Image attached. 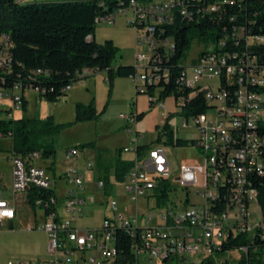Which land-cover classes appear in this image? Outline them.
I'll return each instance as SVG.
<instances>
[{
    "label": "built area",
    "instance_id": "obj_1",
    "mask_svg": "<svg viewBox=\"0 0 264 264\" xmlns=\"http://www.w3.org/2000/svg\"><path fill=\"white\" fill-rule=\"evenodd\" d=\"M193 1L130 0L125 9L96 20V24H110L116 13L132 12L133 19L128 25L134 29L136 45L140 48L147 46L148 53L135 56L137 81L131 82L137 94L148 96V103L159 109H164L159 88L148 95V87L158 86L161 80L166 82L168 71H161L156 65L160 61L156 58L155 49L162 47L170 54L173 42L171 40L168 44L169 39L162 42L156 40L157 28L171 24L176 14L190 19L192 14L188 6ZM220 9L221 5L215 3L207 6L205 12L213 13ZM233 31L232 39L244 37L242 29ZM245 41L247 45H261L264 44V37H248ZM10 44L9 36L0 32V98H10L15 108H20L21 84L11 81L13 70L7 68ZM224 48L225 41H220L216 52L212 46L201 48L191 61L187 54L179 83L188 93L186 97L178 98L177 102L173 100L174 106L182 110L181 116L185 119L182 126L189 127L188 122L191 120L196 130V136L191 141L202 155V168L196 167V162L181 163L177 172L173 173L164 144L151 143L139 150L137 140L140 136L136 129L129 130V134L135 137L132 150L125 149L135 153L125 175V190L131 203L136 205L139 199L150 195L160 202L162 199L158 198L157 189H163L164 184H168L167 196L163 199V202H167L172 186L179 183L185 189L194 186L204 190L199 193L204 202L201 206L189 205L179 211L176 204L164 206L160 203L159 212L146 213L140 225L138 217L130 218L117 213L116 201L110 200L108 206L112 216L104 219L101 228L92 229L94 231L80 229L76 223L84 215L83 207L86 202L94 203V199H87L84 195L82 176L76 170H68L57 177L49 169L39 166L38 163L43 161L40 153L20 156L11 152L12 192L6 198L0 191V225L15 219L18 211L15 202L17 195L29 196L30 189L51 193L45 202L39 197L31 199L34 208H40L45 217L39 229L47 237L51 260L45 263L9 261L7 264H111L119 256L116 226L125 227L133 241L131 251L136 257L145 255L150 260L161 262L167 259L182 262L184 255L200 259L214 258L231 237L246 235L254 238L258 233L263 239L264 213L258 207L253 183L256 178L264 176V153L259 150V142L264 139V135L252 133V125L264 123V97L257 91L264 85V72L257 67L255 57L247 53L240 57ZM191 69L193 76L188 79L187 71ZM207 80L217 81L215 93L210 86L200 84ZM198 95H203L207 104L205 113L186 118L183 115L184 105ZM118 119L126 121L129 126L137 123L136 113L120 114ZM168 119V113L163 112L161 122L167 126ZM78 155L76 148L64 153L67 160L76 159ZM57 178L62 179L68 187L65 197L66 219L56 214ZM96 187L103 191L105 184L98 181ZM209 187L224 189L225 204L215 205V198L209 195ZM251 205L259 211V219L255 222L251 221L249 213ZM152 220H156L154 225H151ZM35 228L36 225H33L30 229ZM247 250L240 246L237 251L246 253ZM88 251H95L96 257H91V254L88 256Z\"/></svg>",
    "mask_w": 264,
    "mask_h": 264
},
{
    "label": "trees",
    "instance_id": "obj_2",
    "mask_svg": "<svg viewBox=\"0 0 264 264\" xmlns=\"http://www.w3.org/2000/svg\"><path fill=\"white\" fill-rule=\"evenodd\" d=\"M18 1L0 0V32L7 34L11 42V81L21 84L22 112H26L27 102L23 97L26 90L35 91L36 98L40 101L57 103L66 96L68 88L81 80L80 76L86 70L106 74L108 97L116 79L137 77L134 66L111 67L119 53L111 40L102 44L94 40L97 18L125 9L130 0H77L31 4H25V0L23 3ZM215 3L220 4L221 9L206 13V7ZM188 8L193 16L190 19L176 14L171 24L157 28L156 40H172L173 50L167 54L162 47L155 49L156 58L160 61L156 65L161 71H168V80H161L156 87H148V95L159 88L160 100L172 97L177 102L178 98L187 96L188 90L182 87L179 80L193 42L200 48L212 46L216 52L218 43L225 41L224 50L235 52L240 57L244 53L255 57L257 67L264 72V44L247 45L245 41L248 37H264V0H194ZM234 29H242L244 37L232 39ZM257 91L264 97V85ZM93 101L92 99L88 104L75 103L73 124L96 121L105 112L107 104L98 113ZM190 101L183 107L186 118L205 113L207 104L203 95ZM148 104L149 108L153 107L151 103ZM136 116L139 122L145 113H136ZM69 125L71 124H55L53 116L43 119H0V137L11 139V152L16 155L25 156L38 152L41 159L53 160L58 133ZM256 132L264 135V123L256 124ZM162 137L166 138L163 144L173 148L194 146L193 141L174 138L168 126L158 131L154 144L162 143ZM88 146L93 147V143L75 148L83 149ZM146 147L147 145L139 146V150ZM261 153H264V149ZM130 166L131 163L117 159L116 180L122 181ZM167 189L168 184H164L163 189H157L159 199H165ZM253 189L257 193L258 207L264 213V176L256 178ZM218 194L215 205L225 204L224 189H218ZM49 195L51 193L41 189L29 190L31 199L39 197L45 202ZM115 237L119 256L111 264H137L138 257L131 251L133 241L125 228L117 226ZM240 246L248 248L247 252L237 251ZM230 251L239 252V260L235 263L225 260L220 264H264V238L258 233L254 238L240 235L227 239L216 256ZM170 261L167 259L162 263L169 264ZM198 264L216 262L209 257Z\"/></svg>",
    "mask_w": 264,
    "mask_h": 264
},
{
    "label": "rangeland",
    "instance_id": "obj_3",
    "mask_svg": "<svg viewBox=\"0 0 264 264\" xmlns=\"http://www.w3.org/2000/svg\"><path fill=\"white\" fill-rule=\"evenodd\" d=\"M77 0H25V4L31 3H47V2H66ZM133 19V14L130 10L123 13H116L115 19L112 23L96 24L94 40L98 44H102L106 40H111L113 44L119 49V53L111 64V67L117 68L119 66H134V57L140 53H148L147 46L139 47L135 42L134 29L128 25V22ZM170 40V39H169ZM168 40V44L171 40ZM200 47L193 42L188 52V60L191 61L195 58L200 51ZM193 76V71H187V78ZM201 85L210 86L213 93L216 92L217 81L207 80L201 81ZM29 100V109L27 113L22 112L20 108H15L10 98H0V119L1 120H16L19 118L29 119H43L47 116H54L55 124H71L60 130L55 141V157L52 162V167L55 172L74 171L83 178V185L85 187L86 198L95 200V204L86 202L84 215L76 223L80 229H90L91 231L97 230L102 227L104 217L109 215V206L102 204L104 201L117 199V194L111 190L109 195L104 196L102 191H98L95 187L96 172L94 170L88 171L85 169L84 162H93L92 155L96 152L93 147L83 148L79 165L75 166L73 161L65 160L64 152L70 147H76L84 143L94 142L101 148H113L114 146H121L124 144L126 149L133 148L132 142L135 140L134 134L130 135L129 130L139 133L137 140L138 146L147 144H154L157 139L158 131H161L166 124L161 122V114L168 113L169 119L167 126L173 133V137L177 139L191 141L196 136V130L189 120L188 126L183 127L182 124L185 119L181 116L182 110L174 106L173 98L168 97L162 102L164 109H159L156 106L149 108L148 96L144 94H137L131 82V79H116L110 97H108V85L105 80L104 72H96L95 74L81 79L71 86L68 98H62L57 103H48L40 101L37 98L33 99L30 92L26 94ZM94 100V106L99 113L107 104L106 110L102 113L96 121L74 123V105L76 102L88 104ZM145 113L141 121L129 126L126 121L118 119L120 114L130 115L131 113ZM129 126V127H128ZM158 128V129H157ZM165 143L166 138L162 137ZM95 145V148H96ZM12 147L10 138L0 137V191L9 198L12 192V172L9 155ZM167 159L171 166L173 173L177 172L179 162L182 160L189 161L190 163L196 162V167L202 168L203 158L200 151L194 147L173 148L164 145ZM98 149V148H97ZM127 157L132 158L129 153ZM44 160L41 162L43 163ZM48 163V162H47ZM91 164V163H88ZM44 166V165H43ZM203 181V178H201ZM174 187V189H172ZM65 182L62 179L56 180V214L62 219L68 216L65 213L66 206V190L64 192ZM168 193V204H176L179 211H183L184 207L189 205L201 206L204 202L199 197V193H203V189L198 187H188L185 189L179 183H175ZM214 187H209V193L214 192ZM217 191V190H216ZM19 200V199H18ZM102 200L101 202H99ZM143 199L139 200V215L145 212H153L157 214L160 207L156 203V198H149V208L146 209L142 204ZM188 201V203H186ZM123 204V203H122ZM130 209L129 204H123ZM145 210V211H144ZM118 212H122L120 205L117 207ZM251 221L255 222L259 219L258 208L251 205L249 208ZM17 221L14 222L12 228L6 225H0V264H7V262H33L45 263L51 260L48 251V241L46 235L40 231L39 226L43 223L45 217L40 208H35V213L30 211L25 212L18 208ZM34 221L36 228L31 230L27 228L28 222ZM156 220H152L151 225H154ZM80 226V227H79ZM94 229V230H92ZM95 256V251H88V256ZM241 257L237 251L226 252L222 256H215L213 259L216 264L222 261L235 263ZM201 260L198 257H190L184 255V261L179 264H198ZM163 264L161 261L150 262L147 256L139 255L137 264ZM169 264H178L177 260L172 259Z\"/></svg>",
    "mask_w": 264,
    "mask_h": 264
},
{
    "label": "crops",
    "instance_id": "obj_4",
    "mask_svg": "<svg viewBox=\"0 0 264 264\" xmlns=\"http://www.w3.org/2000/svg\"><path fill=\"white\" fill-rule=\"evenodd\" d=\"M134 63H135V57H134ZM95 73H96L95 71H89V70L87 71L86 70V71L83 72V75L81 76V79H86L87 77H89V76H91V75H93ZM105 80H106V74H105ZM131 81H136V80L134 78V79H131ZM70 90H71V87L66 91V96L64 98H66V99L68 98ZM28 92H30V94L32 95L33 99H36V94H35L34 91L26 90L24 92L23 97H24L25 101L27 102L26 112H24V113H27L28 109H29V100H28V98L26 96V94ZM76 103H80V102H76ZM51 116H53V115H51ZM53 118H54V116H53ZM89 143H93V148L95 149L96 152L92 155V158L94 159L93 162H89V161L84 162L85 169H87L88 171L94 170L96 172V174H97L96 183L98 181H103L104 182L105 189L102 191V193L104 194V196H106V198L109 195L111 190H113L117 194V198H120V200L122 202H118L117 199H114L116 201V203H117V207L120 205V207L122 209V212L116 211L117 213H120V214H122V215H124L126 217H130V218L136 216L139 219L140 225H142L143 221H144L143 216L147 213V211L145 212V214L140 216L139 215V200L140 199L138 200L136 205L131 203V201L129 199V196H128L126 190H125V176H124V179L122 181L116 180V172H117L116 171V161H117V159H119L122 162L131 163L134 160V158H135V153L133 151H130V150H125L126 146L124 144H122L121 146H117V147L114 146L113 148L105 149V148L99 147L98 145H96V143H95V145H96V148H95L94 142H89ZM89 143H84V144H89ZM81 145H83V144H81ZM71 148H75V147H70L68 149H71ZM68 149H66L65 152ZM185 149H188V148H185ZM77 150L79 152L78 157L76 159L68 160V161H73L75 166L80 164L79 160L81 159V153H83L82 152L83 149L77 148ZM129 153L132 154V158L127 157V155ZM10 154H11V151H10ZM65 160H67V159H65ZM50 161L51 160H46L43 163L40 162L38 164H39V166H42L44 168L49 169L52 174H54L55 176L59 177L62 174L63 171L55 172L53 170V167H52L53 163L50 162ZM88 163H91V164H88ZM181 163L189 164L190 162L186 161V160H182V161L179 162V164H181ZM89 165H90V167H89ZM75 169L77 171V168H75ZM96 183H95V187H96ZM65 186H66V188L63 189L64 192H65V189H68L66 183H65ZM96 189H97V187H96ZM98 191H99V189H98ZM84 192H85V187H84ZM55 193H56V190H55ZM84 194L86 195V193H84ZM56 196H57V193H56ZM151 197L152 196L150 195V196H148L146 198H142L143 200L141 202H142L143 205H145L146 209L149 208V206H150L149 205V201H150L149 198H151ZM101 201L102 200H100L99 202H101ZM161 201H163V199ZM15 202H16V205H17V209L19 208V209H22V211L24 210L25 212L30 211L33 214L35 213V208L33 206L31 198L28 195H26V194L17 195ZM125 202H126V204L130 205V209L126 208L127 206L123 205V204H125ZM95 203L96 202L94 200L93 204H95ZM156 203H157V205L160 204L159 200H156ZM102 204L103 205L107 204V206H108V201H105V202L103 201ZM161 205H165V202L161 203ZM18 213L19 212H17V215H18ZM109 215L110 216L104 217V219L112 216V212L110 211V209H109ZM15 221H17V216L15 217V219L11 223H6L4 225H6L9 228H12V226H13ZM34 224H35L34 221L31 220V222H28L27 228L30 229ZM149 261L150 262H157V261H153V260H150V259H149ZM151 264H153V263H151Z\"/></svg>",
    "mask_w": 264,
    "mask_h": 264
},
{
    "label": "bare ground",
    "instance_id": "obj_5",
    "mask_svg": "<svg viewBox=\"0 0 264 264\" xmlns=\"http://www.w3.org/2000/svg\"><path fill=\"white\" fill-rule=\"evenodd\" d=\"M23 1L24 0H19L18 1V3H23ZM10 47H11V45H10ZM10 59H11V57H7V68H10L11 67V65H10ZM83 75V74H82ZM81 75V76H82ZM135 80L137 81V77L135 78ZM256 124L257 123H255V125H252V133H255V134H257V132H256ZM262 149H264V139H262V140H260V142H259V150H260V153H261V150ZM264 162V161H263ZM263 165H264V163H263ZM215 188V190H214V192H212V193H209V195H212V197H214L215 198V200L216 199H218V197H219V194H218V188L217 187H214ZM217 190V191H216ZM117 227V226H116ZM118 227H120V228H125L124 226H118Z\"/></svg>",
    "mask_w": 264,
    "mask_h": 264
},
{
    "label": "water",
    "instance_id": "obj_6",
    "mask_svg": "<svg viewBox=\"0 0 264 264\" xmlns=\"http://www.w3.org/2000/svg\"><path fill=\"white\" fill-rule=\"evenodd\" d=\"M11 226V225H10Z\"/></svg>",
    "mask_w": 264,
    "mask_h": 264
}]
</instances>
